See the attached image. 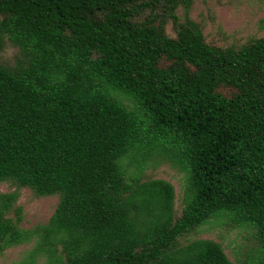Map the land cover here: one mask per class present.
Instances as JSON below:
<instances>
[{
    "label": "trees",
    "instance_id": "1",
    "mask_svg": "<svg viewBox=\"0 0 264 264\" xmlns=\"http://www.w3.org/2000/svg\"><path fill=\"white\" fill-rule=\"evenodd\" d=\"M192 1L0 0V254L32 244L13 264H233L186 240L224 220L252 239L237 264H264V36L211 44ZM162 164L179 212L144 177ZM23 189L57 197L46 223L20 226Z\"/></svg>",
    "mask_w": 264,
    "mask_h": 264
},
{
    "label": "rangeland",
    "instance_id": "2",
    "mask_svg": "<svg viewBox=\"0 0 264 264\" xmlns=\"http://www.w3.org/2000/svg\"><path fill=\"white\" fill-rule=\"evenodd\" d=\"M177 15L183 21V8L179 6ZM188 16L201 27L207 42L219 46L239 45L249 39L264 36V0H193ZM167 32L172 34L171 24ZM15 50L5 45L0 50V63H12ZM226 92V91H225ZM144 177L164 179L175 189V209L181 208L182 175L168 164L149 169ZM13 189L8 183L0 184V192ZM56 196L36 197L29 189H23L17 205L21 206L23 220L20 226L31 228L46 223L52 215L56 204ZM211 239L219 242L233 264L244 259L253 248L248 230L232 227L225 223L211 222L192 234L186 240ZM32 244L9 248L0 254V264H13L21 259ZM38 264H43L42 260Z\"/></svg>",
    "mask_w": 264,
    "mask_h": 264
}]
</instances>
